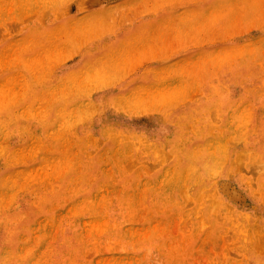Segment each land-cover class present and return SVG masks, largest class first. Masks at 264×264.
Listing matches in <instances>:
<instances>
[{
    "label": "rangeland",
    "instance_id": "obj_1",
    "mask_svg": "<svg viewBox=\"0 0 264 264\" xmlns=\"http://www.w3.org/2000/svg\"><path fill=\"white\" fill-rule=\"evenodd\" d=\"M260 261L264 0H0V264Z\"/></svg>",
    "mask_w": 264,
    "mask_h": 264
},
{
    "label": "bare ground",
    "instance_id": "obj_2",
    "mask_svg": "<svg viewBox=\"0 0 264 264\" xmlns=\"http://www.w3.org/2000/svg\"><path fill=\"white\" fill-rule=\"evenodd\" d=\"M82 1V0H81ZM85 1H87V0H85ZM91 2V1H90ZM90 2H87L88 4H90ZM95 3H96V1H94ZM84 3V2H83ZM88 4H86V6L88 5ZM92 4V3H91ZM94 4V3H93ZM83 5H85V3L83 4ZM80 8H82V7H80ZM90 69H88V68H85L84 69V72H86V71H89ZM53 81H55V80H53ZM45 86H46V84H45ZM41 87H44V86H41ZM21 116H25V114L24 113H21ZM25 119H26V117H25ZM171 121L172 122H174V118H171ZM217 140H218V142H220L221 144L223 143V141L222 140H219L218 138H217ZM217 144V143H216ZM218 147L220 148V146L218 145ZM216 148V150H218L219 148ZM222 149H223V147H222ZM184 149H177V151H178V153L179 154H181L182 153V151H183ZM193 150H191V149H187V150H185L183 153H182V156L184 157V159H186V157L187 158H191V155H194L193 153ZM216 155V158L218 159V155H219V153H216L215 154ZM187 161V160H186ZM187 162H189V161H187ZM192 165H195V164H193V163H191ZM198 164H200V163H197L196 165H198ZM190 165L188 166V167H186V168H188V169H190ZM12 240L13 241H9L8 243V249L10 250V252L11 253H14L13 251H17V250H15V249H17L16 248V246L18 245V243H17V241H16V239H13L12 238ZM12 243V245H10ZM255 264H264V261H260V262H255Z\"/></svg>",
    "mask_w": 264,
    "mask_h": 264
}]
</instances>
